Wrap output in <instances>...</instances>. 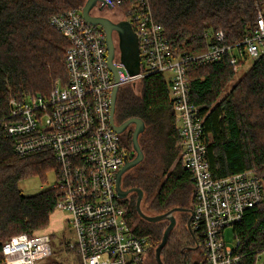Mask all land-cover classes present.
Wrapping results in <instances>:
<instances>
[{
	"label": "built area",
	"instance_id": "built-area-1",
	"mask_svg": "<svg viewBox=\"0 0 264 264\" xmlns=\"http://www.w3.org/2000/svg\"><path fill=\"white\" fill-rule=\"evenodd\" d=\"M151 0H98L97 6L113 13L127 6L120 18L137 36L139 73L129 76L119 60L118 83L107 67L102 30L87 23L81 8L50 16L49 27L67 43L65 78L46 94L26 93L12 97L9 113L0 118V142L8 141L19 158L49 152L57 165L56 183L61 199L56 209L67 214L73 248L79 264H145L150 241L137 235L129 224L127 206L115 191V176L129 148L110 124L112 89L140 83L162 75L178 139L180 162L193 184L190 227L198 238L201 258L196 264H240V240L225 245L223 232L240 223L244 214L263 204L264 180L256 169L215 178L206 159L203 118L190 100L187 70L229 57L234 72L248 70L264 55V6L257 8L253 32L238 43L216 44L201 52L184 54L172 50L163 28L151 9ZM249 64V65H247ZM51 234H17L0 247V264H43L52 256ZM198 246V244H197ZM255 264H264V251Z\"/></svg>",
	"mask_w": 264,
	"mask_h": 264
},
{
	"label": "trees",
	"instance_id": "trees-1",
	"mask_svg": "<svg viewBox=\"0 0 264 264\" xmlns=\"http://www.w3.org/2000/svg\"><path fill=\"white\" fill-rule=\"evenodd\" d=\"M85 2L0 0V118L8 115L12 97L22 99L26 93L46 94L56 81L64 80L67 43L49 27L48 20L54 14L82 8ZM150 3L155 20L162 25L164 38L173 51L182 55L198 53L216 44L214 36L217 32L223 33V44L240 42L253 32L257 8L264 6V0H151ZM120 8L127 10V6ZM237 74L227 55L218 62L190 66L187 70L190 100L203 118L206 159L214 177L223 178L256 169L264 180V55L241 72L229 88ZM139 84L138 96L132 92V87L119 89L114 116L120 123L130 118L141 119L146 129L139 136V145L140 138L146 134L148 138L141 141L142 152L153 155L159 147L164 169L168 171L173 167L163 182L159 181L153 166L135 178L123 180L122 188L130 187L134 182L149 197L153 195L148 209L157 214L173 207L188 208L187 204L191 209L193 184L181 167L168 83L162 75H151ZM131 134L129 130L122 135L129 154L132 151ZM51 173L56 179L57 165L49 152L19 158L11 152L8 141L1 139L0 247L14 235L31 236L47 229L50 216L62 197L61 191L51 187L36 195L25 196L18 184L34 177L43 183ZM186 186L191 188L189 193ZM123 200L129 209V224L133 227L136 219L134 204L129 206L127 198ZM139 223L134 232L157 243L145 264H158L155 250L160 235L156 236L153 230L142 226H148L144 222ZM233 234L240 240L237 250L240 264H255L257 254L264 251V200L261 206L244 214L242 221L233 227ZM198 241L188 233L185 223L184 240L179 238L172 245L170 234L160 252L159 264H187L184 247L194 249L198 247Z\"/></svg>",
	"mask_w": 264,
	"mask_h": 264
},
{
	"label": "water",
	"instance_id": "water-1",
	"mask_svg": "<svg viewBox=\"0 0 264 264\" xmlns=\"http://www.w3.org/2000/svg\"><path fill=\"white\" fill-rule=\"evenodd\" d=\"M97 1L98 0H86L84 6L81 9V14L83 19L87 23L93 26H98L102 30L104 34L106 49H107V57H106L107 67L112 73L114 77V81L117 84L119 80L118 72H117V68L112 63L115 55L116 46H114L112 35L114 34L117 37V49L119 51V60L120 63L123 65L124 70L129 76H134L139 73L140 60L138 53L137 36L132 30L130 24L126 21H121L115 24L111 22L108 18L92 16L91 12L92 9L96 6ZM118 91H119V87L115 86L112 89V93L110 97V124L114 129V131L118 134L124 133L130 127H133V130L131 134L132 151L127 156L123 166L116 173L114 187L116 194L120 199H126L129 195L134 193L136 194V201L134 204L135 212L137 216L144 222H147L149 224L160 223L163 221L168 222L167 226L163 230L160 243L158 244L155 250L156 251L155 260L159 264L160 252L167 244L168 237L176 225V220L174 217L175 213L189 214V217L186 221V229L188 230V233L191 235V237L195 238L190 227L192 210L188 208L173 207L162 214L148 215L141 208V201L143 198L142 190L138 188H129V189L122 188L123 176L143 160L144 156L140 148V145L138 143V139L139 136L144 133L146 126L144 122L138 118L127 119L126 121H124L122 124L119 125H116L114 123L113 118H114L115 103H116ZM196 249L197 247L194 248L193 250Z\"/></svg>",
	"mask_w": 264,
	"mask_h": 264
},
{
	"label": "rangeland",
	"instance_id": "rangeland-1",
	"mask_svg": "<svg viewBox=\"0 0 264 264\" xmlns=\"http://www.w3.org/2000/svg\"><path fill=\"white\" fill-rule=\"evenodd\" d=\"M112 12H109L108 10H103V15H106V17H112V18H118L121 15V8H114ZM249 65V64H247ZM246 70H242L240 72H238V74L236 75V77L234 78V80L230 83L229 88L231 86H233L236 81L237 78L239 76V74L241 72H245ZM127 87H132V92L135 95H140V84H135L134 87L133 86H126L124 88ZM228 88V89H229ZM128 130H130V132L133 130V127H130ZM126 135V133L124 134V136ZM147 135V134H146ZM144 135L142 138H140V145L142 144V140L145 137V140L147 138V136ZM124 136H122V138H124ZM151 138V137H150ZM148 139V138H147ZM141 148H143L141 146ZM157 148V152L153 153V155H148L147 152L143 151V160L134 168H132L130 171H128L123 179V180H128L130 178H135L137 177L142 171L148 170V168L151 170L153 166H155V171L158 174V178L160 182H163L166 178V176L168 175V173L170 172V170L172 169V167H170V169L167 171L166 169H164V162L162 160V156H161V152L159 147ZM153 159V160H152ZM153 164H152V162ZM164 172V173H163ZM55 179V174H48L46 176V180L45 182L41 183V181L34 177L25 181H22L18 184V188L19 190L22 192L23 195L25 196H33L36 195L46 189H50L56 182ZM136 187L135 183L133 182V185L130 187H126V189L129 188H133ZM138 188V187H136ZM192 188V185H191ZM189 188V186H186L187 189V193H189V190L191 189ZM154 196L152 195L151 197L148 196V194L146 193V191H143V198L141 201V208L142 210L148 214V215H156L157 213L149 210V206L151 204V201L153 200ZM136 201V194H131L127 197V204L130 206L133 204H135ZM186 207L190 208V205L187 204ZM171 209V208H170ZM169 210V209H168ZM167 211V210H166ZM164 211V212H166ZM163 213V212H162ZM160 214V213H159ZM55 218H56V223L58 225V230L50 233L52 235V241H51V249H52V256L48 259L47 264L49 262H54L57 264H79V259L78 256L75 252V249L73 248V233L70 231V227L67 223V220L63 217H66L67 214L66 213H61L59 211L55 212ZM175 220H176V225L174 227V229L171 232V236H172V245L176 244V242L179 241V238H182V241L184 240L185 237V223L187 220V213H175L174 215ZM60 220L62 221V224L60 222ZM144 222L143 220H141L137 214H136V219L133 221V226L135 227L136 225H140L139 222ZM146 225H142L144 227H147L149 230H153L154 233L156 234V236L160 235V238L162 236L163 230L165 229V227L167 226L168 222L163 221L160 223H154V224H149L147 222H144ZM48 232V231H47ZM223 240L225 245L230 246V247H234V235H233V228H226L223 232ZM151 246L153 248L152 251H149L153 254L155 246L157 245V243L153 242L151 243ZM184 245V244H183ZM189 250V249H187ZM184 254L186 252V250L183 251ZM187 259H188V263L187 264H193L196 259L197 261L201 258L200 253H193L192 251H190L189 253L187 252ZM149 256V254H148ZM150 259H148L149 261ZM46 264V263H43Z\"/></svg>",
	"mask_w": 264,
	"mask_h": 264
},
{
	"label": "flooded vegetation",
	"instance_id": "flooded-vegetation-1",
	"mask_svg": "<svg viewBox=\"0 0 264 264\" xmlns=\"http://www.w3.org/2000/svg\"><path fill=\"white\" fill-rule=\"evenodd\" d=\"M104 13H103V9L102 8H99L97 5L92 9V12H91V15L92 16H99V17H105V18H108L111 22H113V23H119V22H121V21H124L123 19H121L120 17H118V18H112V17H106V15H103ZM113 36V41H114V46H116L115 47V55L117 54V52L119 53V51H118V49H117V37H116V35H112ZM115 55H114V57H115ZM114 123L116 124V125H119V124H122L123 122H118L117 121V119H116V117L114 116ZM126 121V120H125ZM129 130H127V131H125L122 135H124L125 133H127ZM123 185V184H122ZM123 188L124 189H126V187H124L123 186ZM128 211H129V209H128ZM127 211V212H128ZM127 215H128V218L130 217V215H129V212L127 213ZM188 215V217H189V214H187ZM188 217H187V219H188ZM132 225H134V224H132ZM136 227V226H135ZM134 226L132 227L133 228V230H134V228H135ZM184 248H186V249H189V250H186V252H185V257L187 258V252L189 253L190 251H192L193 253H200V245L198 244V247H197V249L195 250V251H193L192 249V247H184ZM185 250V249H184ZM149 259V256L147 257V260ZM188 260V259H187ZM189 261H187V263H188ZM197 262V259H196V261L194 262V263H196Z\"/></svg>",
	"mask_w": 264,
	"mask_h": 264
},
{
	"label": "crops",
	"instance_id": "crops-1",
	"mask_svg": "<svg viewBox=\"0 0 264 264\" xmlns=\"http://www.w3.org/2000/svg\"><path fill=\"white\" fill-rule=\"evenodd\" d=\"M166 79V78H165ZM56 211H59V210H55L54 211V213L50 216V221H49V225H48V227H47V229H46V231H48L49 233H52V232H54V231H56V230H58V229H60V228H58V225H57V223H56V218H55V212ZM59 212H61V211H59ZM61 213H63V212H61ZM63 218H67V216L66 217H63ZM60 222H61V224H62V221L60 220Z\"/></svg>",
	"mask_w": 264,
	"mask_h": 264
},
{
	"label": "bare ground",
	"instance_id": "bare-ground-1",
	"mask_svg": "<svg viewBox=\"0 0 264 264\" xmlns=\"http://www.w3.org/2000/svg\"><path fill=\"white\" fill-rule=\"evenodd\" d=\"M96 5H97V4H96ZM81 9H82V8H81ZM97 27H98V26H97ZM99 28H100V27H99ZM122 134H123V133H122ZM122 134H121V135H122ZM187 231H188V230H187Z\"/></svg>",
	"mask_w": 264,
	"mask_h": 264
}]
</instances>
